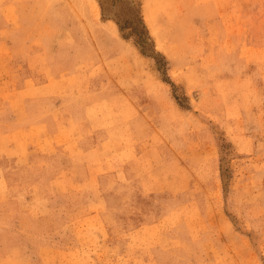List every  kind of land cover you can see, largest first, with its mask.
<instances>
[{"label": "rangeland", "instance_id": "1", "mask_svg": "<svg viewBox=\"0 0 264 264\" xmlns=\"http://www.w3.org/2000/svg\"><path fill=\"white\" fill-rule=\"evenodd\" d=\"M0 264H264V0H0Z\"/></svg>", "mask_w": 264, "mask_h": 264}]
</instances>
